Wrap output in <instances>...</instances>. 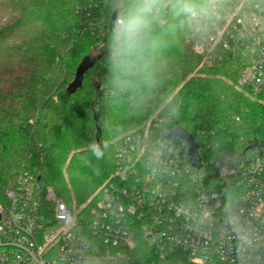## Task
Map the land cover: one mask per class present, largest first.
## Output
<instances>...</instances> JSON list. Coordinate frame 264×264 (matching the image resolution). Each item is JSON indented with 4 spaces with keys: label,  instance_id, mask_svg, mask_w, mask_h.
I'll return each instance as SVG.
<instances>
[{
    "label": "trees",
    "instance_id": "obj_1",
    "mask_svg": "<svg viewBox=\"0 0 264 264\" xmlns=\"http://www.w3.org/2000/svg\"><path fill=\"white\" fill-rule=\"evenodd\" d=\"M212 1L161 0L165 25L154 15L143 48L113 68L112 16L130 0H0V197L28 168L66 206L70 196L81 206L114 173L118 140L146 122L194 138L204 175L193 187L208 191L223 155L264 148V93L235 88L246 58L224 53L211 65L193 50L201 23L182 7ZM84 61L93 65L71 92ZM146 251L141 239L136 264Z\"/></svg>",
    "mask_w": 264,
    "mask_h": 264
},
{
    "label": "built area",
    "instance_id": "obj_2",
    "mask_svg": "<svg viewBox=\"0 0 264 264\" xmlns=\"http://www.w3.org/2000/svg\"><path fill=\"white\" fill-rule=\"evenodd\" d=\"M182 11L201 23L194 52L211 65L224 53L243 56L236 90L264 93V1ZM154 15L165 25L160 7ZM156 127L118 140L114 173L81 223L35 169L22 170L0 197V264H136L141 239L145 264H264V148L246 164L215 169L208 191L193 187L204 164L196 170Z\"/></svg>",
    "mask_w": 264,
    "mask_h": 264
},
{
    "label": "clouds",
    "instance_id": "obj_3",
    "mask_svg": "<svg viewBox=\"0 0 264 264\" xmlns=\"http://www.w3.org/2000/svg\"><path fill=\"white\" fill-rule=\"evenodd\" d=\"M160 3L161 0H130L123 12L119 4L115 6L108 52L113 68L121 67L143 48Z\"/></svg>",
    "mask_w": 264,
    "mask_h": 264
},
{
    "label": "water",
    "instance_id": "obj_4",
    "mask_svg": "<svg viewBox=\"0 0 264 264\" xmlns=\"http://www.w3.org/2000/svg\"><path fill=\"white\" fill-rule=\"evenodd\" d=\"M114 19V15L112 16V21ZM93 63H86L85 61L77 68L75 79L70 86L72 88L71 92H74L77 88L81 86L83 80V74L89 68H91ZM166 139L173 144L174 146H178L180 142H182L185 146L186 155L188 157V161L196 170H200L202 168L201 157L198 152V146L194 140V138L187 133L181 127L173 128L167 131Z\"/></svg>",
    "mask_w": 264,
    "mask_h": 264
},
{
    "label": "rangeland",
    "instance_id": "obj_5",
    "mask_svg": "<svg viewBox=\"0 0 264 264\" xmlns=\"http://www.w3.org/2000/svg\"><path fill=\"white\" fill-rule=\"evenodd\" d=\"M155 116H156V114H154L152 117L154 118ZM148 120H150V118ZM260 150H261L260 143L254 142L241 155L233 156V155L225 154V155L222 156L220 161L216 164V169H220V168H224V167L232 168V167H235V166H238V165L246 164V163L250 162L255 156H257L259 154ZM201 174L203 176L204 175V171H202ZM92 197H93V195L91 197H89L84 202V204H82L81 206L77 207L75 202H74L73 197L70 196V206L69 207L67 206V207L69 208V210L72 212L73 215H77L79 211H82L85 208H86L85 210H87V212H88V210H89L88 207L89 206L88 205L85 206V205H86L87 201H89Z\"/></svg>",
    "mask_w": 264,
    "mask_h": 264
}]
</instances>
